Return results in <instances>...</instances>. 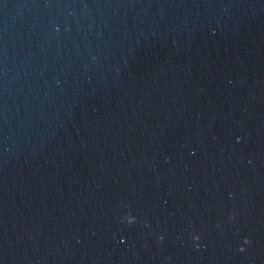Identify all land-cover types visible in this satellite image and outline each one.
Wrapping results in <instances>:
<instances>
[{"label":"water","instance_id":"obj_1","mask_svg":"<svg viewBox=\"0 0 264 264\" xmlns=\"http://www.w3.org/2000/svg\"><path fill=\"white\" fill-rule=\"evenodd\" d=\"M0 264H264V0H0Z\"/></svg>","mask_w":264,"mask_h":264}]
</instances>
